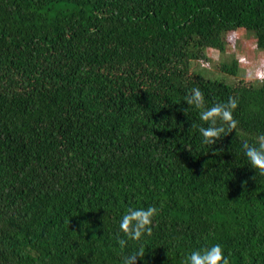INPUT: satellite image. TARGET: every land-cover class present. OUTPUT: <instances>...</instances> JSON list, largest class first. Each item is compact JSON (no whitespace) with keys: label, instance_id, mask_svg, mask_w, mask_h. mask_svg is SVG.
Returning <instances> with one entry per match:
<instances>
[{"label":"trees","instance_id":"obj_1","mask_svg":"<svg viewBox=\"0 0 264 264\" xmlns=\"http://www.w3.org/2000/svg\"><path fill=\"white\" fill-rule=\"evenodd\" d=\"M237 32L264 55V0H0V264H123L141 245L136 264H185L217 243L264 264V176L242 148L264 134V82L190 70ZM197 87L239 101L215 145L184 102ZM149 206L152 235L121 249L122 216Z\"/></svg>","mask_w":264,"mask_h":264},{"label":"clouds","instance_id":"obj_2","mask_svg":"<svg viewBox=\"0 0 264 264\" xmlns=\"http://www.w3.org/2000/svg\"><path fill=\"white\" fill-rule=\"evenodd\" d=\"M254 79L264 82V74L256 76ZM184 102L199 110L200 120L207 125V127L192 125L193 128H198L204 145H215L223 137L237 129L239 122L234 118L233 112L238 107V98L230 96L227 102L215 103L209 108L206 106L202 91L197 87L189 90V93L184 97ZM242 148L252 169L264 176V134L256 136L254 143L251 144L244 140ZM158 214L159 209L155 206H149L146 209L129 207L119 224L120 231L125 237L117 241L121 249L126 247L128 240L139 242L144 236H151L153 219ZM144 256L145 249L141 245L135 253L123 257V264H136L137 258L143 259ZM185 264H229V260L224 255L222 246L217 243L191 252L186 258Z\"/></svg>","mask_w":264,"mask_h":264},{"label":"rangeland","instance_id":"obj_3","mask_svg":"<svg viewBox=\"0 0 264 264\" xmlns=\"http://www.w3.org/2000/svg\"><path fill=\"white\" fill-rule=\"evenodd\" d=\"M237 32L235 45L227 46L223 54L215 50H207L206 56L209 59L205 64L199 62H190V70L197 73L205 79L219 80L225 84H231L236 80H254L258 87L260 81L254 77L259 76L264 71V55L255 48L251 33ZM231 57L239 60V72L236 77H229L216 71L217 63H229Z\"/></svg>","mask_w":264,"mask_h":264}]
</instances>
